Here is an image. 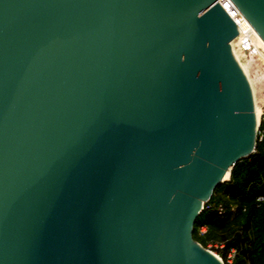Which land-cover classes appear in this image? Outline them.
Segmentation results:
<instances>
[{"label": "water", "instance_id": "obj_1", "mask_svg": "<svg viewBox=\"0 0 264 264\" xmlns=\"http://www.w3.org/2000/svg\"><path fill=\"white\" fill-rule=\"evenodd\" d=\"M237 32L219 0H0V264H223L192 231L255 150Z\"/></svg>", "mask_w": 264, "mask_h": 264}, {"label": "trees", "instance_id": "obj_2", "mask_svg": "<svg viewBox=\"0 0 264 264\" xmlns=\"http://www.w3.org/2000/svg\"><path fill=\"white\" fill-rule=\"evenodd\" d=\"M261 130L254 152L232 167L229 181L219 184L209 200L222 206V215L204 208L193 227L192 239L201 247L223 245L224 264L231 249L236 252L231 264H264V201H257L264 198V123Z\"/></svg>", "mask_w": 264, "mask_h": 264}, {"label": "rangeland", "instance_id": "obj_3", "mask_svg": "<svg viewBox=\"0 0 264 264\" xmlns=\"http://www.w3.org/2000/svg\"><path fill=\"white\" fill-rule=\"evenodd\" d=\"M242 36L247 35L244 34ZM250 36L253 38L255 45L257 46V50L244 53L237 52V55H239L238 58L240 62L247 68L248 77L252 83L254 104L261 114L264 112V50L255 38L252 35ZM204 249L215 254L212 248L207 247Z\"/></svg>", "mask_w": 264, "mask_h": 264}, {"label": "bare ground", "instance_id": "obj_4", "mask_svg": "<svg viewBox=\"0 0 264 264\" xmlns=\"http://www.w3.org/2000/svg\"><path fill=\"white\" fill-rule=\"evenodd\" d=\"M220 4H222L227 10H229L232 14L233 19L238 25V37L230 42L229 47L232 52V55L237 62L238 66L240 67L242 73L244 74L250 89L252 93V99H253V90H252V83L251 80L248 77V71L244 64H242L238 58L239 55H237V51L235 49V43H237V40L242 37V35H252L255 40L258 42V44L263 48L264 50V41L260 38V36L256 33V31L251 27V25L248 23V21L244 18V16L236 9V7L231 3L230 0H219ZM264 52V51H263ZM253 109H254V120H255V128L259 125V111L256 108L253 100ZM227 176L224 177L226 179ZM209 254H211L213 257H215L217 260L220 261L219 257L211 252L208 251Z\"/></svg>", "mask_w": 264, "mask_h": 264}, {"label": "built area", "instance_id": "obj_5", "mask_svg": "<svg viewBox=\"0 0 264 264\" xmlns=\"http://www.w3.org/2000/svg\"><path fill=\"white\" fill-rule=\"evenodd\" d=\"M222 7L228 12L230 17L233 19L231 12L229 10H227L223 5H222ZM233 21L235 22L234 19H233ZM235 24H236V27L238 29V25L236 22H235ZM237 37H238V35L236 36V38ZM235 49L239 53H241V52L244 53V52H250L252 50H257V46L255 45L253 38L250 35H247V36H242L237 40V43H235ZM261 123H264V112L260 114L259 125L257 126V129H256V139L258 141H260L261 137H262ZM209 200L203 204L202 209H204V208L210 209V210L215 211V213H217L218 215H222V213H223L222 206L210 204ZM257 201L263 202L264 198L259 197L257 199ZM200 232L203 234L205 232V228L204 227L200 228ZM208 247L212 248V250L215 252V254L219 257L220 261L224 264L222 257H221V254H220L221 250L223 249V245L222 244H213V245H209ZM235 253L236 252L234 249H231L230 251L227 252L226 257H225V263L226 264H231V262L235 256Z\"/></svg>", "mask_w": 264, "mask_h": 264}]
</instances>
